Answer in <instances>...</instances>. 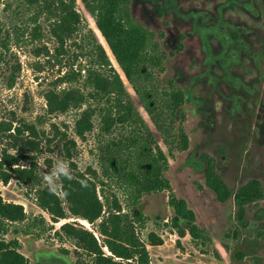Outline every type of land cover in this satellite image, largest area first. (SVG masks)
Here are the masks:
<instances>
[{
  "label": "rangeland",
  "instance_id": "obj_1",
  "mask_svg": "<svg viewBox=\"0 0 264 264\" xmlns=\"http://www.w3.org/2000/svg\"><path fill=\"white\" fill-rule=\"evenodd\" d=\"M131 11L156 33L168 54L160 77L164 82L173 80L184 91L185 101L178 115L189 143L186 150L176 151L169 158L165 172L186 208L169 205L164 192L144 195L138 206L149 217L138 230L140 237L146 240L153 230L164 241L159 246L147 244L150 264H264V0H131ZM23 20L30 21L26 15H13L0 6V26L11 30L14 25L22 26ZM39 22L43 32L39 39L32 41L23 35L17 44L12 43L17 34L14 26L10 48L0 53V197L22 204L26 214L21 222L0 219V239H16L27 264H76L81 249L73 240H59L54 230L73 220L89 231L95 229L69 211L60 179L53 191L60 196L68 218L51 222L37 204V189L48 186L43 173L53 170L57 157L67 161L71 177L99 171L98 143L107 138L122 139L126 128L120 129L122 133H104L95 117L94 127L82 138L73 130V111L46 114L43 93L63 73L64 64L71 60L67 55L77 50L69 40L63 46L67 55L56 56L57 42L49 23L43 18ZM89 22L93 26L91 19ZM1 51L4 48L0 47ZM37 63L42 66L40 70ZM38 116L45 117L41 127L46 136L38 152L19 161L18 167L26 170L20 178L17 165L4 161L5 153H15L6 135L15 127L28 134L25 124ZM202 154L210 156L233 192L250 183L256 185L255 199L244 204L243 218L237 198L232 195L220 202L205 186ZM2 173L8 174L7 182ZM107 192L115 194L126 208L119 190L112 186ZM174 221L184 230L183 236L178 235ZM193 224L205 229L211 241L192 237ZM10 246L15 247L14 243ZM237 251L242 254L240 258L234 256ZM84 258L92 264L91 257Z\"/></svg>",
  "mask_w": 264,
  "mask_h": 264
},
{
  "label": "trees",
  "instance_id": "obj_2",
  "mask_svg": "<svg viewBox=\"0 0 264 264\" xmlns=\"http://www.w3.org/2000/svg\"><path fill=\"white\" fill-rule=\"evenodd\" d=\"M0 6L2 11L20 13L30 20H23L22 26L14 25L17 34L12 43L17 44L23 35L32 41L39 39L43 35L39 20L43 18L57 42L56 56L67 55L63 49L66 41L72 40L76 45L77 52L67 55L71 60L64 64L63 73L43 93L47 115L73 111V130L82 138L94 127L95 117L104 133L114 130L122 133L120 129L126 128L122 139L107 138L98 143L99 171L91 170V176L79 173L70 178L60 177V189L69 211L87 220V226L95 231L73 220L60 224L54 235L59 240L76 242L81 249L76 264H89L84 255L92 258V264H150L147 244L159 246L164 241L153 230L147 233L146 240L140 237L138 230L144 228L149 217L138 206L144 195L164 192L169 205L180 210L186 208L185 200L176 196L165 172L170 166L169 158L189 145L178 115L185 94L173 80L164 82L160 77L168 54L156 33L132 14L131 0H0ZM10 28L0 26V47L5 50L0 53L10 48ZM180 45L179 42L177 48ZM37 64L40 70L42 66ZM44 120V116H38L36 121L25 124L26 135L21 134L19 127L6 135L15 153H5L4 161L17 165L20 178L26 170L18 167L19 161L38 152L46 136L41 127L46 123ZM51 126L56 127L55 123ZM202 158L206 162L205 186L220 202L232 195L237 198L243 218L244 204L255 199L253 187L256 185L250 183L233 192L216 171L210 156L202 154ZM2 174L3 181L7 182L8 174ZM85 182L87 187H82ZM112 186L122 193L126 208L115 194H108ZM37 193V204L48 213L51 222L68 218L55 191L44 186L37 189ZM0 219L9 223L25 220L23 205L0 197ZM39 221L45 223L42 217ZM174 222L178 235L183 236L184 230ZM50 228L53 227L50 225ZM190 233L196 239L211 241L207 231L196 224L192 225ZM229 233L227 231L226 236ZM232 236L235 238V233ZM18 247L16 239H0V264H27V257ZM222 247L229 252L227 245L222 244ZM61 250L67 252V249ZM241 255L238 251L234 254L238 258Z\"/></svg>",
  "mask_w": 264,
  "mask_h": 264
},
{
  "label": "clouds",
  "instance_id": "obj_3",
  "mask_svg": "<svg viewBox=\"0 0 264 264\" xmlns=\"http://www.w3.org/2000/svg\"><path fill=\"white\" fill-rule=\"evenodd\" d=\"M60 177L70 178L71 169L67 161L57 157L53 170L51 172L45 171L43 173V180L48 185L50 190H55L57 188V181ZM82 187H87V183H82ZM67 195V193H65Z\"/></svg>",
  "mask_w": 264,
  "mask_h": 264
}]
</instances>
